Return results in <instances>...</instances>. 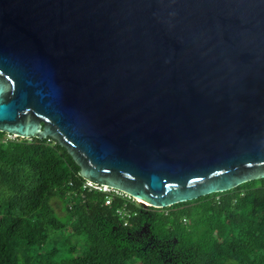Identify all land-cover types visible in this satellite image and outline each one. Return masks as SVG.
Instances as JSON below:
<instances>
[{
  "label": "water",
  "instance_id": "1",
  "mask_svg": "<svg viewBox=\"0 0 264 264\" xmlns=\"http://www.w3.org/2000/svg\"><path fill=\"white\" fill-rule=\"evenodd\" d=\"M0 131L155 208L263 178L264 0H0Z\"/></svg>",
  "mask_w": 264,
  "mask_h": 264
},
{
  "label": "trees",
  "instance_id": "2",
  "mask_svg": "<svg viewBox=\"0 0 264 264\" xmlns=\"http://www.w3.org/2000/svg\"><path fill=\"white\" fill-rule=\"evenodd\" d=\"M6 135L0 264H264V177L163 208L106 205L55 140Z\"/></svg>",
  "mask_w": 264,
  "mask_h": 264
},
{
  "label": "built area",
  "instance_id": "3",
  "mask_svg": "<svg viewBox=\"0 0 264 264\" xmlns=\"http://www.w3.org/2000/svg\"><path fill=\"white\" fill-rule=\"evenodd\" d=\"M10 136H12V135H10ZM12 137H14V136H12ZM82 189H89V190L93 189V190H97L99 192L104 193L105 194L104 204H106V205L111 203L113 197H118V198H121L123 200H130L131 199V200H135V201L139 202L136 198L130 196L129 194H127L121 190H118V189L113 188V187H108L107 185H104V184H96V183H93L89 180H84L82 182ZM139 203H141V202H139ZM117 213L121 217L126 215V213L122 209L117 210Z\"/></svg>",
  "mask_w": 264,
  "mask_h": 264
},
{
  "label": "rangeland",
  "instance_id": "4",
  "mask_svg": "<svg viewBox=\"0 0 264 264\" xmlns=\"http://www.w3.org/2000/svg\"><path fill=\"white\" fill-rule=\"evenodd\" d=\"M7 138H13L12 136L6 135ZM51 204L53 205L55 211L59 216H64V211L62 210V203L58 200V198H53L51 200Z\"/></svg>",
  "mask_w": 264,
  "mask_h": 264
},
{
  "label": "bare ground",
  "instance_id": "5",
  "mask_svg": "<svg viewBox=\"0 0 264 264\" xmlns=\"http://www.w3.org/2000/svg\"><path fill=\"white\" fill-rule=\"evenodd\" d=\"M139 201H140V202H142L143 204H145V202H144V201H142V200H140V199H139Z\"/></svg>",
  "mask_w": 264,
  "mask_h": 264
}]
</instances>
